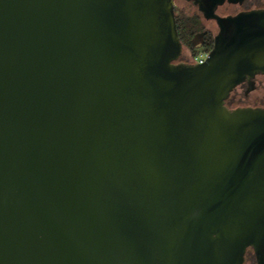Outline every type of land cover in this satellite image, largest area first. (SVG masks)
<instances>
[{"label": "water", "instance_id": "95a60500", "mask_svg": "<svg viewBox=\"0 0 264 264\" xmlns=\"http://www.w3.org/2000/svg\"><path fill=\"white\" fill-rule=\"evenodd\" d=\"M204 63L174 0H0V264H264V10Z\"/></svg>", "mask_w": 264, "mask_h": 264}, {"label": "flooded vegetation", "instance_id": "af4514ba", "mask_svg": "<svg viewBox=\"0 0 264 264\" xmlns=\"http://www.w3.org/2000/svg\"><path fill=\"white\" fill-rule=\"evenodd\" d=\"M175 18L178 35L182 43V54L177 62L195 64L193 49L204 50L215 46L216 38L221 31L220 21L242 13L264 10V0H174ZM211 52V51H210ZM264 74H257L254 78L253 90L248 92V81L239 85L227 100L226 105L231 108L229 101L235 92L241 88L248 97L262 82ZM264 107V105L252 106ZM244 264H259L253 247L247 249Z\"/></svg>", "mask_w": 264, "mask_h": 264}, {"label": "rangeland", "instance_id": "374dc122", "mask_svg": "<svg viewBox=\"0 0 264 264\" xmlns=\"http://www.w3.org/2000/svg\"><path fill=\"white\" fill-rule=\"evenodd\" d=\"M229 105L233 108L238 106H259L264 105V78L262 82L257 85L248 97L244 95V90L239 88L229 101Z\"/></svg>", "mask_w": 264, "mask_h": 264}, {"label": "built area", "instance_id": "2783aa9c", "mask_svg": "<svg viewBox=\"0 0 264 264\" xmlns=\"http://www.w3.org/2000/svg\"><path fill=\"white\" fill-rule=\"evenodd\" d=\"M209 51L199 50L198 54L195 56V64L204 63L209 56Z\"/></svg>", "mask_w": 264, "mask_h": 264}, {"label": "trees", "instance_id": "16d2710c", "mask_svg": "<svg viewBox=\"0 0 264 264\" xmlns=\"http://www.w3.org/2000/svg\"><path fill=\"white\" fill-rule=\"evenodd\" d=\"M204 50L210 52L211 51V48L204 49ZM192 51H193L194 56H196L198 54V52H199V49H193Z\"/></svg>", "mask_w": 264, "mask_h": 264}]
</instances>
